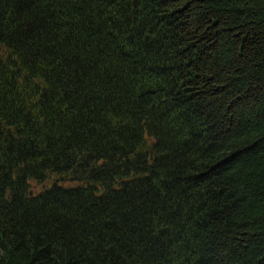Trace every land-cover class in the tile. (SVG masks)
I'll return each mask as SVG.
<instances>
[{"label":"trees","instance_id":"obj_1","mask_svg":"<svg viewBox=\"0 0 264 264\" xmlns=\"http://www.w3.org/2000/svg\"><path fill=\"white\" fill-rule=\"evenodd\" d=\"M0 264H264V0H0Z\"/></svg>","mask_w":264,"mask_h":264}]
</instances>
